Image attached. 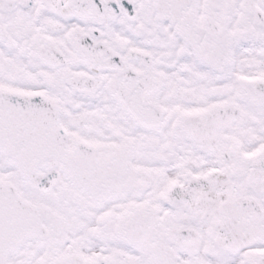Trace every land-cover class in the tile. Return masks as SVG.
I'll use <instances>...</instances> for the list:
<instances>
[{"label": "snow or ice", "instance_id": "1", "mask_svg": "<svg viewBox=\"0 0 264 264\" xmlns=\"http://www.w3.org/2000/svg\"><path fill=\"white\" fill-rule=\"evenodd\" d=\"M0 264H264V0H0Z\"/></svg>", "mask_w": 264, "mask_h": 264}]
</instances>
